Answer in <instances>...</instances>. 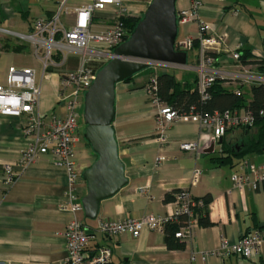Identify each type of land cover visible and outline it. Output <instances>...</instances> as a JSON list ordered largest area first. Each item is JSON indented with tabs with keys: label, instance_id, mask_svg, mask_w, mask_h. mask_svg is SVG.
<instances>
[{
	"label": "crops",
	"instance_id": "obj_1",
	"mask_svg": "<svg viewBox=\"0 0 264 264\" xmlns=\"http://www.w3.org/2000/svg\"><path fill=\"white\" fill-rule=\"evenodd\" d=\"M60 1L0 0V28L9 31L4 33L0 30V84L5 83L10 66L31 68L40 87L39 110L62 115L64 107L58 99L60 78L63 73L80 66V54L68 53L63 61L62 55L56 53L54 64L48 68L47 77L43 78L41 63L32 48L16 36L28 32L36 18H50ZM149 2L127 0L129 16L140 17ZM80 4V0L67 1V7ZM188 6L189 0H176L177 12ZM74 18L73 13L62 14L61 23L69 27ZM198 18L209 25L211 35H223L220 50L238 49L247 56L243 64L253 82L222 79V86L230 91L239 90L248 103L252 99L251 87L263 83L256 78L264 76V0H204L198 9ZM113 19L111 7L96 11L90 31L104 30L112 25ZM196 32V21L178 23L177 37L194 36ZM198 52L196 43L186 52L185 65H149L115 85L112 128L127 184L113 196L100 201L96 219L86 218L84 212L77 213L88 227L86 251L89 254L107 245L111 249V264H264V241L259 255L251 259L234 254L219 257L212 253L222 239L233 242L241 234L254 229L264 236V181L254 182V176L250 175L243 190L234 187L232 181L233 173L243 161L264 171V149L233 157L229 164L213 161L221 154L223 146L231 145L239 151L243 141L255 135L256 128L227 130L211 152H206L212 142L211 129L196 121L176 120L166 128L167 140L163 143L155 131L154 108L146 91L149 80L153 76L170 73L181 86L195 89L197 71L194 64L197 63ZM216 54L219 59L217 66L225 72L240 70L228 53L219 51ZM90 65L98 70L104 64L93 62ZM245 109L239 107L236 110L242 112ZM78 124L73 152L75 167L82 174L94 161L95 154L84 140L79 120ZM194 142L200 143L197 151L180 147L181 143ZM27 143L28 139L21 131V119L0 114V264H65L64 232L72 216L60 207L65 203L67 174L51 154L20 165L19 155ZM6 165L11 167L10 174L6 172ZM195 170H199L200 175L193 182ZM140 187H146L151 197L140 194ZM180 189L204 200L210 222L208 225L198 223L191 239L182 241L180 248L167 247L165 230L158 232L143 228L136 238L128 232L106 237L96 230L99 219L139 218L146 213L172 215V200L166 201L165 196ZM86 192V182L80 175L76 193L82 198ZM198 213L201 217L204 211L199 210Z\"/></svg>",
	"mask_w": 264,
	"mask_h": 264
},
{
	"label": "built area",
	"instance_id": "obj_2",
	"mask_svg": "<svg viewBox=\"0 0 264 264\" xmlns=\"http://www.w3.org/2000/svg\"><path fill=\"white\" fill-rule=\"evenodd\" d=\"M68 0H61L56 12L50 18L38 17L33 21L28 32L18 33L16 36L22 43L29 44L42 67V77L46 78L48 68L54 64L56 53L66 55L77 52L81 57L80 66L63 73L60 78L58 91L59 102H62L64 113H43L39 110L40 87L35 82V72L31 68H16L10 66L4 84H0V114L19 117L21 131L28 143L19 155V164L26 165L37 160L41 155L51 154L56 162L65 168L67 174V189L65 203L61 209L71 213L66 225L65 238V264H107L111 261V249L107 245L100 246L93 254L86 251L88 243V227L77 217L83 212L81 197L76 193L81 173L77 171L76 159L73 152L76 131L78 130L79 110L83 106V96L91 85L96 69L90 63L105 64L113 57V49L126 40V27L124 17H128L127 0H80L82 4L67 7ZM204 0H189L187 8L177 12V23L189 21L197 22V32L194 36L177 37L174 42L176 51H189L198 44L199 52L194 69L197 71L196 89L201 99L209 96V89L216 79H239L244 82H253L248 69L244 68L241 53L238 49L227 52L221 49L224 41L222 34L211 35L209 25L199 20L198 9ZM108 7L112 8L114 19L112 25L104 30L92 33L90 25L93 14ZM74 14V22L66 27L61 23L62 14ZM4 33L8 30L0 28ZM228 53V57L240 68L236 73L225 72L217 66L219 59L217 52ZM150 62L149 65H157ZM264 83V76L256 78ZM255 80V79H254ZM146 91L151 97L156 120V133L158 140L163 143L167 140L166 128L178 119H189L205 125L211 129V140L216 143L229 129L247 127L253 124L254 114L245 109L239 112L236 109H226L210 115H202L193 108L188 113H181L178 109L160 100L157 93V81L153 76ZM240 93L239 90H236ZM264 118V110L258 112ZM200 143H181L184 150L197 151ZM7 174L11 167L5 166ZM200 171L195 170L193 182L199 178ZM254 176V182L264 181V171L261 167L246 161L240 163L238 170L233 173L234 187L243 190L249 183V176ZM140 194L147 197L146 187L138 189ZM173 213L168 216H157L146 213L139 218L124 217L120 219H99L96 230L106 237L128 232L132 237L139 236L143 228L164 232L165 227L176 222L179 216H186V221L175 231L174 236L180 241L187 242L192 237L193 229L199 223V210L203 211L206 204L203 199L191 196L188 190L180 189L172 199ZM204 214V213H203ZM201 216H204V215ZM264 236L258 229L250 233H243L236 241L229 242L222 239L217 249L212 251L219 257L234 254L244 259H251L259 255Z\"/></svg>",
	"mask_w": 264,
	"mask_h": 264
},
{
	"label": "water",
	"instance_id": "obj_3",
	"mask_svg": "<svg viewBox=\"0 0 264 264\" xmlns=\"http://www.w3.org/2000/svg\"><path fill=\"white\" fill-rule=\"evenodd\" d=\"M177 32L176 0H150L128 38L113 49V57L96 71L84 93L83 137L95 154L81 174L87 187L81 198L86 218L96 219L100 201L127 184L112 128L115 85L147 68L150 62L185 65L187 53L174 49ZM214 144L212 141L206 152H211Z\"/></svg>",
	"mask_w": 264,
	"mask_h": 264
},
{
	"label": "trees",
	"instance_id": "obj_4",
	"mask_svg": "<svg viewBox=\"0 0 264 264\" xmlns=\"http://www.w3.org/2000/svg\"><path fill=\"white\" fill-rule=\"evenodd\" d=\"M140 17H124L123 22L127 33L130 34L134 29ZM129 35L126 36V39ZM247 56L241 54L244 62ZM157 81V93L161 101L175 106L179 112L188 113L190 109L201 113L202 115H210L214 112H221L226 109H237L244 107L254 114V122L248 128H256V133L248 140L243 141V147L236 151L233 146L222 147L221 154L214 157L213 161L221 164H229L233 162V157H242L248 153L259 152L264 149V118L258 114L260 110H264V84H258L251 87L252 99L245 103L241 93L230 91L222 86V79H216L209 89V96L201 99L197 89L181 86L170 73H162L155 76ZM87 143V142H86ZM88 144V143H87ZM89 145V144H88ZM90 146V145H89ZM179 191L175 190L172 194L165 196L166 201H171L174 194ZM206 208V207H205ZM203 208L204 216L199 217V223L208 225L209 219L206 209ZM186 216H179L176 222L169 223L165 228L166 243L168 248H180L183 243L174 236L179 226L186 221ZM111 264V262L107 263Z\"/></svg>",
	"mask_w": 264,
	"mask_h": 264
},
{
	"label": "rangeland",
	"instance_id": "obj_5",
	"mask_svg": "<svg viewBox=\"0 0 264 264\" xmlns=\"http://www.w3.org/2000/svg\"><path fill=\"white\" fill-rule=\"evenodd\" d=\"M142 15H143V13L140 15V17H141ZM243 95H244V97H245V94H243ZM82 114H83V106H82V108L80 109L79 122H80V124H81V133L84 134V127H85V125H84V123H83Z\"/></svg>",
	"mask_w": 264,
	"mask_h": 264
}]
</instances>
